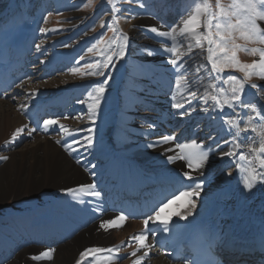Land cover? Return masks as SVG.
Instances as JSON below:
<instances>
[{"label": "bare ground", "instance_id": "obj_1", "mask_svg": "<svg viewBox=\"0 0 264 264\" xmlns=\"http://www.w3.org/2000/svg\"><path fill=\"white\" fill-rule=\"evenodd\" d=\"M4 1L0 0L2 3ZM162 1L147 3L143 10H138L136 15L126 19L130 23L128 34L133 55L124 78L118 115L110 120L107 128V122L101 117L96 115L94 123L89 119L87 103L84 107L81 106L82 111L87 110L85 116L78 115L73 119L69 116L70 113H66L65 104L76 99V96L71 97L69 91L75 86L74 89H78L80 82L70 81L67 76L37 83L38 85L25 92L21 90V86L19 91L23 92V97H12L9 100V95L15 93L12 92L0 99V157H8L6 160L0 159V208L11 199L17 203L24 198L38 197L31 210H16L0 215V264H77L78 261L79 264H92L91 260H94V264H133V260L145 252L147 255L141 264H188L185 257L173 262L174 252L178 244L186 245L189 235L202 225L203 220L220 224L229 239L223 245L224 249H229L228 244L232 242L230 236L238 239L247 235L258 238L264 233V181L257 179L251 190H247L244 185L249 174L246 171L250 167L249 161L257 171L264 170L259 168V162L254 159L255 154L250 153L246 146H236L240 142L242 145L251 143L258 147L262 122L255 118L252 124L257 127V132L252 133L249 128L248 133H241L236 141L233 140L236 129L225 123V117L230 116L232 110L225 106L226 110L220 111L204 91L209 82L216 83L217 86L223 85L221 76L216 80H210L207 76L210 64L206 60V50L193 48L189 53L187 45L182 43L178 48V55L185 58L184 68L178 72L170 63L173 57L164 51L171 42L150 31L152 27L159 31H169L173 23L182 26L183 19L187 18L185 10H191L197 0L190 7L185 5L187 0ZM4 12L5 10L0 11V20L6 21ZM200 31L204 29L201 28ZM68 37L69 35L55 33L51 38L55 51L53 50L52 59L43 62L49 67V71L44 72L45 75L68 67L64 64L71 60L74 53L65 56L59 54L61 45H66ZM3 40L0 43V62H7V76L16 79L18 77L14 70L23 69L22 63L25 60L20 61L19 52L8 54V48L12 47L15 51L14 44L25 40ZM178 40L182 41V38L178 37ZM27 43H33V39H28ZM11 61L16 62L15 68H10ZM33 65L36 62L28 67ZM198 68L200 71H197ZM180 72H184L190 85L187 89L181 87L182 96L175 87V80ZM27 82L30 83L29 80ZM260 84L258 94L257 89L249 86L242 99L255 104L264 115V79ZM83 85L89 86L87 82ZM0 87L6 88L3 83ZM52 89L55 90L53 95L58 93L64 99L67 97V101L62 99L60 103H64L57 104V100H42L43 95L39 100L34 97L36 93L45 94ZM189 91H196V98L189 96ZM6 97L8 98L5 99ZM33 100L36 103L32 106L23 104L24 107L19 106L17 111L14 110L15 102L19 104ZM188 100H191L190 106ZM47 103L57 105V110L61 112L50 118L58 121V124L45 129V126H36V118L39 113L46 111ZM176 103H183L184 108H175ZM184 109H189L187 115H182ZM235 111L241 115L249 112L248 109L239 107ZM61 114L64 116L61 117ZM237 122L240 127H245L247 123L246 119H238ZM61 124L68 129L67 132L59 130ZM18 128H24L25 131L16 135L13 140ZM89 128L92 129L91 133ZM89 136L93 140L91 146L86 142ZM165 136L174 139L165 142ZM248 136L251 140L247 139ZM73 140L79 143H73ZM193 140L202 144L203 150L210 149L209 160L201 170L203 175L188 169L184 160L168 159L169 156L181 153L176 148L177 144H191ZM65 144L71 147L66 148ZM232 150L235 151V156L223 155ZM241 152L248 156L247 160L240 159ZM19 153L22 155L21 161L17 157ZM118 154H124L134 163L124 162L118 158ZM227 168L230 169L229 174L219 176L221 172H228ZM185 171H190L194 180L186 179L183 176ZM133 172L136 175L139 172L146 173L147 179L156 174H170L174 180L185 185L184 190L194 186L195 182L203 185L198 196L181 197L166 209L163 215L171 216L167 230L158 227L152 236H147L145 243L151 245V248L141 249L136 257L130 254L139 245L130 238L144 231L143 222L125 219L118 221L115 226L101 227L102 223L119 216L109 211L116 190L113 180L118 178L119 182H128L133 187L136 186L135 189L144 186V179L136 184L138 179L134 178ZM7 183L15 184V187H8ZM87 184H95V191L100 192V196L80 190L81 185ZM68 189L76 191L69 192ZM175 190L177 188L173 186L169 192ZM102 195L106 197L105 203ZM224 195L229 198L225 199ZM192 203L195 207H191ZM189 210L192 215L187 219L176 215L180 213L182 216ZM96 215L98 219H94ZM61 232H66L65 241L56 246L55 240H58ZM27 235L31 236L32 242L40 245H27ZM128 242L132 244L131 247L126 246ZM114 247H118L119 252L112 259H108L109 254L106 252L81 257L86 249ZM49 249L54 251L48 252ZM45 252L48 255H42ZM238 264L241 261L238 260Z\"/></svg>", "mask_w": 264, "mask_h": 264}, {"label": "snow or ice", "instance_id": "obj_2", "mask_svg": "<svg viewBox=\"0 0 264 264\" xmlns=\"http://www.w3.org/2000/svg\"><path fill=\"white\" fill-rule=\"evenodd\" d=\"M129 2H131V0H129ZM108 3L112 5L113 12L120 11V9H118L115 4H113V0H108ZM140 6L143 7L144 5L141 4ZM215 9L216 10H213V6L209 0H197L194 7L187 12V18L183 19L182 26H172L169 31H159L158 28L152 27L150 31L156 33L160 37L165 38L166 41L171 42V45L165 47L164 51L171 54L173 59H171L170 63L178 72L180 69L184 68L183 61L185 58L182 55H178V48L183 43L187 45V50L189 53L192 52L193 48L206 50V60L210 64V69L207 73V76L210 78V80H216L217 77L225 72L226 69L230 68L238 69L240 72L244 73L243 78H238L235 75H228L226 77L225 82L227 84V91L225 86H217L216 83L212 82H209L207 85H205L204 91L207 93V98H210L214 102L215 107L220 111H224L225 106L232 110V114L225 117V123L236 129V132L233 136L234 141H236V137H238L241 133H248L249 128H251L252 133H256L257 127L253 126L252 121L259 117L260 121L262 122L259 130V146L254 147L251 143L242 145L240 142H237L236 146H246L250 153L255 154L254 159L259 162V168L264 170V156L260 155L264 154V115L261 114V111L257 109L255 104L242 99L244 97L246 84H248L251 89H257V94L259 93L260 86L250 83V81L253 75L264 79V49H249L246 46L237 44V36L235 35L238 33L239 38L246 42L264 44V29H262L258 23V21L264 22V0H232V2L227 6L223 5L221 0H216ZM101 27H104L103 22H101ZM201 28H203L204 31H200ZM110 30L114 33L116 32V29L114 28ZM42 31H44V29H42ZM178 37L182 38V41L178 40ZM120 39H122L124 43L122 46H120L118 53L113 52L111 55H107L104 63L96 62L85 65L86 68L90 69V71L86 73L87 75L104 77L103 80L94 84L92 90L87 93V97L91 102L87 103L86 106L88 109L89 119L92 120L93 123L106 92L108 81L110 80V77L105 75L104 69H107L109 65L114 62V55H119L120 57L125 55L124 46L127 44L128 37L126 34H122ZM115 40L116 37L114 36L109 42V47L112 43H115ZM102 43H104L103 39L98 41V44ZM205 44H207L206 49ZM36 47L39 49L40 45H36ZM93 47H95V45ZM241 48L253 55L258 53L260 60L251 64L242 63L238 59V50ZM88 51L92 52L93 48H89ZM254 69H258V71H253ZM71 71L75 74L79 72L80 69L73 68ZM184 71L186 72L187 69ZM197 71H200V69L198 68ZM175 87L177 89V93L181 96L183 95L180 92L181 87L186 89L190 88L188 81L185 79L184 72H180V74L177 76L175 80ZM189 96L196 98V91H189ZM173 99H175V96H173ZM79 102L85 103L84 101ZM205 102H207V99H205ZM187 103L190 106L191 100H188ZM21 107H24V105H21ZM174 107L177 109H182L184 108V104L176 103L174 104ZM237 107L241 109H248L249 112L241 115V113L235 111ZM191 110L194 111L195 109ZM188 113L189 109H184L182 115H187ZM238 119H246V126L240 127V124L237 122ZM57 124L58 121L54 119L44 121L45 129H47L49 126H54ZM59 130L64 132L68 131V129H66L62 124L59 125ZM24 131V128H18L16 130V134L13 136V140H15L16 135ZM88 131L91 133L92 129L89 128ZM172 139L174 138L171 136L163 137L165 142ZM247 139L251 140V137L248 136ZM86 142L88 146L93 144L91 136L86 138ZM57 143H60V141H57ZM73 143H79V141L73 140ZM225 143H228V141H225ZM65 147L70 148L71 145L65 144ZM176 148H179L181 153L175 156H169L168 159L170 161L184 160L186 161L188 169L203 175L201 170L209 160L210 149L208 151L203 150V145L197 144L195 140H193L191 144H177ZM169 150L171 151L172 149ZM223 155L231 157L235 156L236 153L234 150H232L224 152ZM0 159L6 160L8 157H0ZM240 159L247 160L248 156L245 155L244 152H241ZM249 164L250 167L246 169L249 174L244 180V185L247 190H251L253 188L254 182L257 179L264 181V171H257L256 167L251 166V161H249ZM183 176L188 180H194V177L190 171L183 172ZM202 186V183L195 182L194 186H190L188 189L175 193L166 199L154 210L153 214L147 216V218L144 220L145 227L147 228L150 221L153 223L159 222L165 225L164 230L166 231L167 225L171 221L170 215H163L166 209H168L173 202H175L177 199H180L181 197L198 196ZM95 188V184L80 186L81 191L87 190L88 194L90 195L100 196V192L95 191ZM67 191L75 192L76 189H68ZM191 207H195V204L192 203ZM176 215L180 216L181 219H187L188 216L192 215V212L189 210L182 216L180 213H176ZM125 219L126 217L121 214L113 220L102 223L101 227L115 226L117 225L118 221H123ZM130 240L136 242L139 245L134 251L131 252L130 255L132 257H136L137 252H139L141 249L151 248V245L145 243L147 236L144 234L134 235L130 238ZM126 246L131 247L132 244L128 243ZM51 251L54 250H48V252ZM48 252L42 253V255H48ZM95 252H106L109 254L108 259H112L113 256L119 252V248L86 249L85 252L81 253V257L83 258L86 255ZM146 255L147 252L133 260V264H141V261ZM77 264H79V261Z\"/></svg>", "mask_w": 264, "mask_h": 264}, {"label": "rangeland", "instance_id": "obj_3", "mask_svg": "<svg viewBox=\"0 0 264 264\" xmlns=\"http://www.w3.org/2000/svg\"><path fill=\"white\" fill-rule=\"evenodd\" d=\"M193 1L194 0H187L185 1L186 2L185 5H188L190 7ZM146 2L147 1H143V0H131V2H129V0H113V4H115V6L118 9H120V11L117 12L112 11V5L108 3V0H38L36 2L35 0H5L3 3L0 2L1 4L0 11L5 10L6 11L5 13L9 12L6 15V17L8 18L7 21H5V19L0 20V25H1L0 27L4 26L5 22L7 24L10 23V21L14 22L15 24L14 28H16V26L18 28L19 26L18 33L14 34L13 38H16L17 35H19V37H23L25 39L29 35L30 31L33 28H35V33H33V35L34 34L37 35V41L35 46L40 45V47L39 49L36 47V54L33 52L32 56L37 57L38 61L43 62L46 60L49 61L50 58L52 59V53L53 50L55 51V49L53 45H51L50 40L55 36V33L57 35L58 34L69 35V37L67 38V42L65 43L66 45L64 44L61 45L59 54L61 56H65L73 52L74 53L73 56L76 55L75 56L76 61L74 63L70 61L71 67L68 63H65L64 66H68V67H66V69L64 70L57 72V74L54 76H50L48 74L45 75L44 72L49 71V69L43 72V70L46 67L43 68L42 67L43 65L39 66L41 65L39 63L37 65V67L39 68L37 74L35 75L33 74L31 76L32 79H29L30 83L27 82L28 79H25L19 85V87L23 85L21 90H24L23 92H25V90L32 88L34 85L36 86L41 82H46L53 78H59L60 76H67L70 81H74V80L80 81L78 85V89H74L76 87L75 86L71 88L72 90L69 91V94H72L71 97L76 96V99H74V101L77 102L75 103L74 101L71 100L70 101L71 103H66L65 105L67 106L69 105L66 111L67 114L70 113L69 116L71 115L72 116L71 118L74 119L78 115L85 116L87 110L82 111L83 108L81 106H83L85 103H90L91 101L87 97V87H85L83 84L85 82L89 84L88 87V92H89L92 90L94 84L104 79L103 76L99 77V76L87 75L86 73H88L90 69L86 68L85 65L96 62L104 63L107 55H111L113 52L118 53L120 46H122L124 43L123 40L120 39V37L122 34H126L128 37V41L126 46H124L125 55L123 57H120L119 55H114L113 57L114 62L110 64L107 69H104L105 75L109 76L110 80L108 81L106 92L104 94L100 107L97 111V116L101 117L103 121L107 122V126L105 127L107 128L110 125V120L118 115V106L121 102V91L125 83L124 78L127 74V68L132 58L131 55H133L132 46L130 42L131 39L128 34L130 23H128L126 19H130L131 17L136 15V12L138 10L140 9L143 10L146 6L145 4ZM153 2H156V0ZM209 2L212 4L213 10H216L215 9L216 0H209ZM231 2L232 0H221V3L225 6L229 5ZM141 4H143L144 6L141 7L140 6ZM187 12L188 11L185 10V13ZM21 15L23 16L26 15V18H29L31 16L32 19L29 22H23L19 24ZM124 21L128 24H123ZM101 22H103L104 27H101ZM258 23L260 24V27L264 29V22L258 21ZM175 24L176 23L171 24L170 27L174 26ZM112 28L116 29L115 33L110 30ZM42 29H44V31H42ZM141 29L144 30V28ZM11 30L12 29H10V34H12L15 31V29L12 31ZM1 31L7 33L8 28L4 27L3 29H1ZM8 35L9 34H6V37H8ZM235 35L237 36L236 39L237 44L246 46L249 49L251 48L264 49V44L246 42L243 39L239 38L238 33ZM114 36L116 37L115 43H112L111 46L109 47V42ZM101 39L104 40V43L98 44V41H100ZM84 42L85 45L79 51L75 52V50L78 49ZM94 45L95 47H93ZM89 48H93V51L89 52L88 51ZM238 59L242 63L251 64L255 61H259L260 56L258 53L255 55L250 54L244 51L243 48H241L240 50H238ZM73 68H78L80 69V71L74 74L71 71V69ZM28 70L31 72H36V70H34L33 68H28ZM253 71H258V69H254ZM40 72H42L43 74H40ZM228 75H235L238 78H243L244 73L240 72L238 69L235 68L226 69L225 72L220 75L223 81L222 86L225 85L226 91H227V84L225 81ZM93 80L96 81L92 82ZM261 81H262L261 78H259L256 75H253L250 83H254L257 84L258 86H261L260 84ZM248 87L249 85L246 84L244 93L246 92ZM55 88H57V86H55ZM108 90L110 91L108 92ZM16 92L13 93V95L17 94V96L15 97L17 98L23 97L22 91L20 93L19 91ZM54 92L55 90L52 89L51 91L46 92L45 93L46 95L36 93L34 97L36 99L38 98L41 99L43 95L44 98L42 100H46L45 98L47 99L50 98L49 100H51L52 102L55 100L58 101V99L56 98L60 97V95H58V93L53 95ZM119 95H120V99L118 100ZM11 98H12L11 95H9V100ZM62 99H64L63 96ZM80 99L85 103L78 102V100ZM64 100L67 101V97ZM35 101L36 100H33L31 102L24 101V103H19V104L18 102H15V104L13 103L14 104L13 106H15L14 110L17 111V108L23 104L32 106L34 103H36ZM60 101H58L57 104H59ZM72 102H74L75 104L71 106ZM62 103H64V101H62L60 104ZM224 109L226 110V107ZM60 116L62 117L64 116V114L63 115L61 114ZM256 119H259V117H257ZM27 143H29V141L26 142L25 144ZM20 154L21 153H19L17 156L19 157V160L20 157L22 156ZM227 171L228 172H222L221 174H219V176L221 177L224 176L225 175L224 173L229 174L230 169L227 168ZM7 184L8 187L11 188L15 187V184H10V183ZM1 194L2 192L0 191V196H2ZM41 197H44V195H41ZM37 199L38 197L28 198V199L24 198L17 203H15L11 199L7 201L5 204H2L0 208V215H2L3 213L5 214V212L9 213L11 211H16V210H21V211L24 209L26 211L31 210L33 209L34 205L37 203ZM94 232L97 233L96 231ZM26 244L29 245L30 247H36L34 243H32L31 245V243H29V240H27ZM91 262L92 264H94V260H91Z\"/></svg>", "mask_w": 264, "mask_h": 264}]
</instances>
